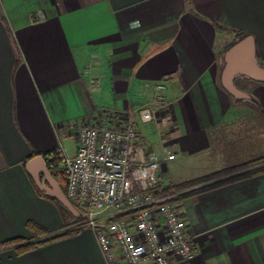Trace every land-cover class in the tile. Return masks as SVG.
Here are the masks:
<instances>
[{"label": "crops", "instance_id": "1", "mask_svg": "<svg viewBox=\"0 0 264 264\" xmlns=\"http://www.w3.org/2000/svg\"><path fill=\"white\" fill-rule=\"evenodd\" d=\"M244 35L264 67V0H0V245L29 238V222L74 223L38 193L26 165L46 153L48 165L74 156L89 118L131 115L148 154L177 153L160 170L181 161L186 176L165 183L159 172L161 188L264 158V83L240 77L252 101L238 102L219 80L224 54ZM157 85L165 107L143 124L138 110L154 103ZM176 204L197 256L170 264H264V174ZM0 264L110 262L85 227L23 254L2 248Z\"/></svg>", "mask_w": 264, "mask_h": 264}, {"label": "built area", "instance_id": "2", "mask_svg": "<svg viewBox=\"0 0 264 264\" xmlns=\"http://www.w3.org/2000/svg\"><path fill=\"white\" fill-rule=\"evenodd\" d=\"M155 89L154 103L138 110L143 124L165 107L163 86ZM77 144L74 156L63 155L50 170L64 178L69 200L97 233L110 264H170L172 256L193 262L196 247L174 195L161 196L157 187L163 163L177 153L166 148L162 158L148 154L139 144L138 122L127 114L109 123L84 120Z\"/></svg>", "mask_w": 264, "mask_h": 264}, {"label": "water", "instance_id": "3", "mask_svg": "<svg viewBox=\"0 0 264 264\" xmlns=\"http://www.w3.org/2000/svg\"><path fill=\"white\" fill-rule=\"evenodd\" d=\"M240 77L264 83V67L258 59L252 37H246L239 41L224 54L219 73L220 85L236 101H252L251 96L237 85V80ZM26 168L42 193L57 200L73 216H79V211L71 203L58 180L50 171L45 156L34 157L27 163Z\"/></svg>", "mask_w": 264, "mask_h": 264}, {"label": "trees", "instance_id": "4", "mask_svg": "<svg viewBox=\"0 0 264 264\" xmlns=\"http://www.w3.org/2000/svg\"><path fill=\"white\" fill-rule=\"evenodd\" d=\"M246 38V36H240L236 43ZM235 45V44H234ZM49 153H46L48 155ZM61 160V157L59 155H55L52 161H50L49 165L52 164H59ZM261 165V167H257L254 169L255 166ZM246 171L244 173L238 174L231 178H226L227 175L234 172H242ZM259 174H264V158L254 161L252 163L232 168V169H226L214 174H211L203 179L197 180V181H191L180 185H170L164 188H161L159 185L157 186L159 189V194L161 196L173 194L175 192L185 190L187 188H191L196 185L205 184L203 188L198 190L197 192H191L188 194H183L180 197H174L171 201L177 202L180 201V199L186 198L189 195L197 194L203 191H208L220 186H223L225 184L235 182L238 180L245 179L247 177L256 176ZM57 180L59 181V184L61 185L62 190L67 194V184L63 177H58ZM38 190V189H37ZM38 193L49 200H51L56 206L60 209V211L63 214L69 215L74 220V223L72 225H64L60 228H46L44 226H41L35 222H29L27 225L28 231L30 233V237L27 239L23 238H16L12 239L10 241H7L0 245V250L2 248H14L18 254H23L29 251H32L42 245L52 243L55 241H58L63 238H67L73 235L78 234L83 228H85V222H86V216L80 212L79 216L75 217L73 216L63 205H61L57 200L47 197L44 193L40 192L38 190ZM128 215H122L118 218H125Z\"/></svg>", "mask_w": 264, "mask_h": 264}, {"label": "rangeland", "instance_id": "5", "mask_svg": "<svg viewBox=\"0 0 264 264\" xmlns=\"http://www.w3.org/2000/svg\"><path fill=\"white\" fill-rule=\"evenodd\" d=\"M241 140H244L243 138H241ZM243 144H240V143H236V146H241ZM238 152V151H237ZM238 157H242V156H246V154H243V155H239V154H236ZM181 161H178L174 164H169L168 165V168H169V171L166 170H160L159 172H162L163 175H164V182L165 183H170V180H172L173 182H181L184 180V177L186 176V173L187 172H179L178 169H176L177 166H179V163ZM185 175V176H184Z\"/></svg>", "mask_w": 264, "mask_h": 264}]
</instances>
